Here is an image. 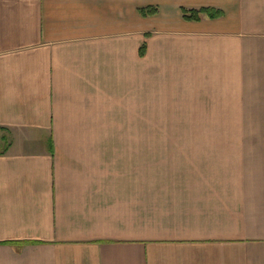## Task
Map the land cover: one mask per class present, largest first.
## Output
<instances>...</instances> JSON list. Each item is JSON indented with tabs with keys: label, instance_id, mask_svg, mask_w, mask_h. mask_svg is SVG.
Here are the masks:
<instances>
[{
	"label": "crops",
	"instance_id": "obj_1",
	"mask_svg": "<svg viewBox=\"0 0 264 264\" xmlns=\"http://www.w3.org/2000/svg\"><path fill=\"white\" fill-rule=\"evenodd\" d=\"M0 264H264V0H0Z\"/></svg>",
	"mask_w": 264,
	"mask_h": 264
},
{
	"label": "trees",
	"instance_id": "obj_2",
	"mask_svg": "<svg viewBox=\"0 0 264 264\" xmlns=\"http://www.w3.org/2000/svg\"><path fill=\"white\" fill-rule=\"evenodd\" d=\"M157 12H158L157 9H150V8L140 9V13L145 17L155 15ZM183 14H184L185 19L192 20V21H199L201 14H208L212 18H220L224 15L222 11L211 10V9H201L199 11L184 10ZM145 51H146V46H144L141 49V55H144Z\"/></svg>",
	"mask_w": 264,
	"mask_h": 264
}]
</instances>
